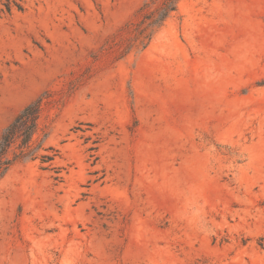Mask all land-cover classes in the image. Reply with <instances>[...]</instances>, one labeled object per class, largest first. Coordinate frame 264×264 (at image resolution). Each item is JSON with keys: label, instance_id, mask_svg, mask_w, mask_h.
Segmentation results:
<instances>
[{"label": "rangeland", "instance_id": "rangeland-1", "mask_svg": "<svg viewBox=\"0 0 264 264\" xmlns=\"http://www.w3.org/2000/svg\"><path fill=\"white\" fill-rule=\"evenodd\" d=\"M163 1L0 0V264H264V0Z\"/></svg>", "mask_w": 264, "mask_h": 264}, {"label": "trees", "instance_id": "trees-1", "mask_svg": "<svg viewBox=\"0 0 264 264\" xmlns=\"http://www.w3.org/2000/svg\"><path fill=\"white\" fill-rule=\"evenodd\" d=\"M179 0H164L160 7L145 15V22L149 26H161L167 17L177 10ZM40 118V107L37 104L27 106L10 127L6 129L0 139V180L6 175L17 157L9 156L10 149L17 138H22L23 146H29ZM53 160L50 156H44L43 162Z\"/></svg>", "mask_w": 264, "mask_h": 264}]
</instances>
